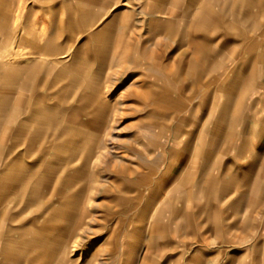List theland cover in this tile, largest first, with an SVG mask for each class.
<instances>
[{
    "label": "rangeland",
    "instance_id": "1",
    "mask_svg": "<svg viewBox=\"0 0 264 264\" xmlns=\"http://www.w3.org/2000/svg\"><path fill=\"white\" fill-rule=\"evenodd\" d=\"M174 2L0 0V264H264V0Z\"/></svg>",
    "mask_w": 264,
    "mask_h": 264
},
{
    "label": "crops",
    "instance_id": "2",
    "mask_svg": "<svg viewBox=\"0 0 264 264\" xmlns=\"http://www.w3.org/2000/svg\"><path fill=\"white\" fill-rule=\"evenodd\" d=\"M175 2L173 3V6L169 5L167 7L162 6V4L157 5L154 10H151L150 14H159V13H167V14H175L176 9L178 6L181 5V3H184V7L181 8L177 16L180 17L182 21L186 24V31L188 29H191L194 33L197 31L203 30L202 23L200 21L203 20V17L208 16L212 17L213 16V10L216 7V5L222 3L224 0H174ZM145 9V8H144ZM143 9L144 13L146 12ZM191 46H198L202 47L198 42L195 40H190L189 43ZM203 54V53H202ZM215 138V133L212 134L211 139L214 140ZM213 142V141H212ZM211 153H213V150H209Z\"/></svg>",
    "mask_w": 264,
    "mask_h": 264
},
{
    "label": "bare ground",
    "instance_id": "3",
    "mask_svg": "<svg viewBox=\"0 0 264 264\" xmlns=\"http://www.w3.org/2000/svg\"><path fill=\"white\" fill-rule=\"evenodd\" d=\"M44 42V41H43ZM41 49V48H40ZM7 55V54H6ZM59 61V60H58ZM26 79V78H25Z\"/></svg>",
    "mask_w": 264,
    "mask_h": 264
}]
</instances>
